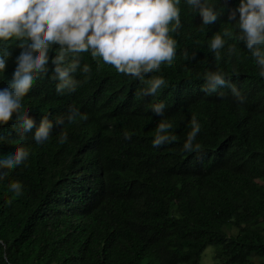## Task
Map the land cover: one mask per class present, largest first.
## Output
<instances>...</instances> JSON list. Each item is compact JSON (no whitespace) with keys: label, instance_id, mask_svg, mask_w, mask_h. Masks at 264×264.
<instances>
[{"label":"trees","instance_id":"trees-1","mask_svg":"<svg viewBox=\"0 0 264 264\" xmlns=\"http://www.w3.org/2000/svg\"><path fill=\"white\" fill-rule=\"evenodd\" d=\"M207 2L220 15L210 25L180 0L182 26L171 33L176 56L151 74L167 81L155 96L137 95L139 80L90 52L80 54V63L91 72L72 73L76 91L58 94L52 57L59 45H53L46 74L22 100L21 112L34 120L27 138L19 140L15 114L0 125V159L18 146L30 153L25 164L3 169L9 174L0 180V264H200L211 244L213 264H264V77L235 39L229 13L239 0ZM225 28L233 37H224L217 62L208 45ZM17 43L8 42L0 89L12 80ZM229 44L235 55L227 54ZM216 70L232 76L244 103L230 87L201 90L205 73ZM158 103L166 105L163 117L151 109ZM70 106L88 120L68 122ZM45 116L53 129L37 144L32 137ZM193 116L201 128L194 141L199 153L183 147ZM161 120L172 124L177 140L154 148ZM61 132L68 136L63 144ZM13 182L22 184L21 195L10 191Z\"/></svg>","mask_w":264,"mask_h":264},{"label":"clouds","instance_id":"clouds-1","mask_svg":"<svg viewBox=\"0 0 264 264\" xmlns=\"http://www.w3.org/2000/svg\"><path fill=\"white\" fill-rule=\"evenodd\" d=\"M225 4L227 0H224ZM187 5L199 13L204 25H210L220 16L215 6L207 0H186ZM180 0H0V73L6 69V61L11 56L8 42L16 41L21 49L16 57L13 77L7 87L0 89V125H6L16 115L14 127L19 125V140L27 137L34 120L28 111L21 112L22 100L33 87L34 82L44 76L49 63V53L55 49L52 63L55 65L53 79H58V94L73 93L79 81L72 73L80 70L89 74L88 64L81 67L80 54L90 52L92 58H100L105 64L113 66L118 73L131 76L144 85L137 95L155 96L165 88L167 81L163 76H152L160 72L162 64L171 65L176 56V40L171 33L179 34L181 28ZM238 11L239 17L236 18ZM229 20L235 21V39L243 41L251 53L259 75L264 77V0H239L236 10L229 13ZM224 37L232 38L233 31L225 28L223 34H214L208 48L214 59L221 60V49L225 47ZM235 44H229L227 54L235 55ZM185 58L188 54L185 53ZM195 58V52L191 59ZM150 74V75H149ZM233 75H239L235 71ZM145 77H150L145 79ZM230 87L237 103H244L232 76L216 70L207 71L201 88L206 94L217 93L218 88ZM219 95L223 96L222 92ZM166 105L152 106L157 116H164ZM88 115L76 106H70L68 122L77 119L86 121ZM65 120L57 116L56 124L63 127ZM172 124L161 120L152 141L154 148H160L177 140L171 135ZM53 129V123L45 116L36 127L32 139L37 144L46 142ZM201 128L195 116L191 119V131L183 147L188 153L201 151L194 144ZM125 139H131L125 133ZM4 137L0 136V140ZM67 132H61L59 142L65 143ZM29 150L18 146L14 153L0 159V180L9 172L25 164ZM10 191L17 196L22 193V184L13 182Z\"/></svg>","mask_w":264,"mask_h":264},{"label":"rangeland","instance_id":"rangeland-1","mask_svg":"<svg viewBox=\"0 0 264 264\" xmlns=\"http://www.w3.org/2000/svg\"><path fill=\"white\" fill-rule=\"evenodd\" d=\"M214 248H215V245H213V244L206 247V249L202 255V259L200 261V264H213L214 263V258H213Z\"/></svg>","mask_w":264,"mask_h":264}]
</instances>
